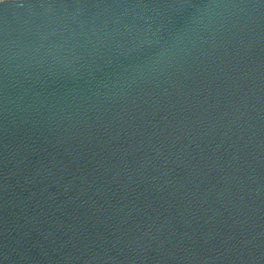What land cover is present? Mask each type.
<instances>
[{
    "label": "water",
    "instance_id": "obj_1",
    "mask_svg": "<svg viewBox=\"0 0 264 264\" xmlns=\"http://www.w3.org/2000/svg\"><path fill=\"white\" fill-rule=\"evenodd\" d=\"M0 264H264V0H0Z\"/></svg>",
    "mask_w": 264,
    "mask_h": 264
}]
</instances>
